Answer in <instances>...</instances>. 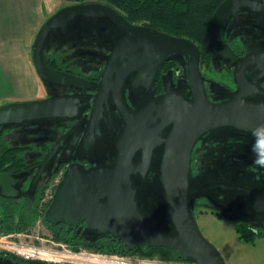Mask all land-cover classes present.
<instances>
[{"label":"water","instance_id":"water-1","mask_svg":"<svg viewBox=\"0 0 264 264\" xmlns=\"http://www.w3.org/2000/svg\"><path fill=\"white\" fill-rule=\"evenodd\" d=\"M248 7L264 14L263 0H224L214 11L210 23V45L221 54H230L221 29L228 15L239 7ZM76 17L91 20L105 17L126 28L113 45L92 96L91 127L97 129L103 103L113 96L124 126L115 140V156L111 163L85 167L79 163L66 166L57 182L43 218L51 224L63 221L75 225L82 221L85 228L110 234L131 249L138 245L167 247L196 264H225L218 250L202 235L188 203L191 149L205 131L222 126L255 131L264 127V101L255 103L242 97L240 91L228 100L208 99L198 70L199 49L184 38L154 34L128 22L110 6L94 1L64 6L40 26L33 42L32 61L39 78L49 85L85 87L88 82L70 73L50 67L43 58V46L51 30L63 28ZM189 54L188 86L190 98L175 92L170 79L163 81L164 92L154 96L137 110L130 109L121 86L131 71H138L133 83L150 80L168 54ZM264 53L249 54L240 64L258 61L264 71ZM258 58V59H253ZM238 65L235 73H238ZM243 75V69L240 70ZM148 73L150 75H148ZM141 74L148 75L147 78ZM239 78V77H238ZM80 105L73 95L48 96L35 100L13 101L0 105V125L19 124L52 117H70ZM170 126L166 135L162 130ZM97 131V130H96ZM163 143L158 170L153 176L162 210L173 228L163 230L140 204L135 185L136 174L144 176L151 164L153 148ZM55 147L45 158L47 162ZM140 150L139 160H134ZM22 171V170H18ZM15 173V172H14ZM13 172H0V188L12 182Z\"/></svg>","mask_w":264,"mask_h":264},{"label":"flooded vegetation","instance_id":"flooded-vegetation-1","mask_svg":"<svg viewBox=\"0 0 264 264\" xmlns=\"http://www.w3.org/2000/svg\"><path fill=\"white\" fill-rule=\"evenodd\" d=\"M206 1L214 8L209 18L207 36L195 33L193 39L156 29L148 22L129 23L121 13L116 12L128 22V27H140L154 34L162 33L191 42H208L209 49H206L205 54H202L196 43L194 44L200 52L198 70L210 101L230 99L234 93L240 91V80L242 84L248 83L243 84L244 99L255 103L263 102L264 71L258 67V61L244 64L239 62L246 55L264 53V14L244 6L231 12L221 29V36L230 54L221 55L210 45V23L214 11L224 0ZM182 2V15L185 16L190 7L187 1ZM125 31L124 26L105 17L94 20L76 17L68 21L63 28H56L50 33L52 38L48 42L52 44L48 46V53L57 54L60 63L54 69L80 77L86 80L88 85L83 88L49 84L47 86L42 81L45 89L42 98L73 95L79 98L78 110L70 117L57 116L4 126V142L9 148L19 150L24 161L20 167L7 168L9 165H6L5 169L0 171L13 172L12 182L5 188H0V204L44 205L50 202L54 188L68 164L79 163L90 167L113 161L115 140L124 122L110 94L107 102L103 103L97 129L92 128L90 118L95 100L91 98L97 92L101 73L114 43ZM62 44L65 48L60 47ZM189 57L186 52L168 54L151 79L141 83L132 82L138 71L128 73L121 86V95L126 105L132 110H137L154 96L162 94L165 78L170 79L173 91L190 98ZM258 58L264 60V56ZM237 64L239 65L236 74ZM241 69L244 71L243 75ZM148 75L141 74V77L147 78ZM169 127L163 128L164 135L169 131ZM254 133L255 131L251 130L222 126L209 129L196 139L191 149L188 203L195 218L198 217L196 209H199L200 213H209L235 225L239 224L242 229L256 234V238H263L264 166L256 161L258 155H264V136H261L258 142ZM163 145L159 143L153 148L151 164L146 174L143 177L136 174L134 177L138 200L152 216L155 215L154 212L147 207L162 209L161 202H155L157 188L152 181L158 170ZM52 147L55 149L50 159L43 164L42 160ZM140 155L141 151L138 150L134 160H139ZM46 185L47 187L43 188ZM49 189L51 191L46 198ZM84 228V222H78L76 235L89 237L90 232L84 231ZM0 264L56 263L28 260L7 251H0Z\"/></svg>","mask_w":264,"mask_h":264},{"label":"trees","instance_id":"trees-1","mask_svg":"<svg viewBox=\"0 0 264 264\" xmlns=\"http://www.w3.org/2000/svg\"><path fill=\"white\" fill-rule=\"evenodd\" d=\"M73 3H85L92 0H64ZM113 8L121 13L129 23L148 22L156 29L167 30L177 35H185L193 39L195 33L207 36L209 18L214 10L206 0H185L189 3L185 16L182 15L183 0H95ZM201 1V2H200ZM264 2V0H263ZM54 30H51L53 32ZM48 34L43 46V58L52 68L58 67V55L48 53V42L52 36ZM200 48L202 54L209 49L208 42H193ZM47 86L48 84L45 83ZM24 159L21 152L15 148H9L4 142V126L0 125V171L7 168H17L23 165ZM152 176V174H151ZM152 179H150L151 181ZM153 182V181H152ZM151 182V183H152ZM44 186L43 188H46ZM155 202L160 201L157 189L155 190ZM40 205H21L13 206L12 203L0 204V231L3 233L29 231L36 218L41 217L50 231L51 239L69 245L74 250L85 249L105 254H135L141 257H157L163 260H184L177 251L167 247L138 245L134 248H127L122 241L114 238L110 234L96 233L94 230L84 228L90 232L89 237L76 235V226L66 222L51 224L44 220L43 211L48 206ZM163 230L174 231L164 210L159 211L158 215L151 216ZM235 231L238 238L243 243H253L256 234L248 229H242L237 224ZM14 257V256H13Z\"/></svg>","mask_w":264,"mask_h":264},{"label":"crops","instance_id":"crops-1","mask_svg":"<svg viewBox=\"0 0 264 264\" xmlns=\"http://www.w3.org/2000/svg\"><path fill=\"white\" fill-rule=\"evenodd\" d=\"M67 5L64 0H0V102L43 97L44 84L32 61L34 38L43 22Z\"/></svg>","mask_w":264,"mask_h":264},{"label":"rangeland","instance_id":"rangeland-1","mask_svg":"<svg viewBox=\"0 0 264 264\" xmlns=\"http://www.w3.org/2000/svg\"><path fill=\"white\" fill-rule=\"evenodd\" d=\"M60 47L65 48L63 44ZM9 102H11L9 99H5L0 102V105ZM50 191L51 189L46 192L45 197L50 194ZM13 206L18 205L15 203ZM147 208L151 212L153 211L155 215L162 211V209ZM196 214L198 216L196 222L200 232L218 250L225 264H264V240L259 241V237H257L253 243H243L237 236L235 223L223 218H216L209 213H200L199 209H196ZM27 230L7 234H11L12 241H20L27 245L55 246L53 243L55 240L51 239L50 231L41 217L36 218L29 231Z\"/></svg>","mask_w":264,"mask_h":264},{"label":"built area","instance_id":"built-area-1","mask_svg":"<svg viewBox=\"0 0 264 264\" xmlns=\"http://www.w3.org/2000/svg\"><path fill=\"white\" fill-rule=\"evenodd\" d=\"M45 205V204H44ZM44 205H40L43 207ZM54 241L55 246L27 245L12 241L11 234L0 231V251H7L28 260L56 264H196L194 261H165L157 257L105 254L85 249L74 250L66 243Z\"/></svg>","mask_w":264,"mask_h":264},{"label":"clouds","instance_id":"clouds-1","mask_svg":"<svg viewBox=\"0 0 264 264\" xmlns=\"http://www.w3.org/2000/svg\"><path fill=\"white\" fill-rule=\"evenodd\" d=\"M254 135L257 136L258 138V142H259V138L261 136H264V127H261V128H258L256 130V132L254 133ZM255 150V149H254ZM258 164L264 166V155H258V158H257V161H256Z\"/></svg>","mask_w":264,"mask_h":264}]
</instances>
